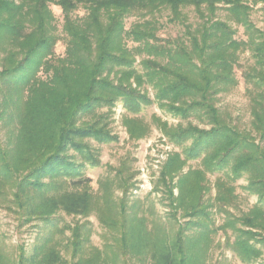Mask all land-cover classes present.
I'll return each mask as SVG.
<instances>
[{
	"label": "trees",
	"instance_id": "16d2710c",
	"mask_svg": "<svg viewBox=\"0 0 264 264\" xmlns=\"http://www.w3.org/2000/svg\"><path fill=\"white\" fill-rule=\"evenodd\" d=\"M51 4L62 9L65 36L56 33ZM259 4L264 13V0H0V126L8 119L14 123L7 144L0 139V199L13 201L26 222L49 220L61 211L88 215L97 202L91 179L69 151L83 153L85 138L101 139L106 132L84 118L119 99L133 109L157 103L180 120L169 125L155 118L185 154L171 153L160 174L177 226L173 235L164 225L150 228L138 214L140 202L131 212L122 204L119 220L103 219L121 233L122 253L149 264H205L211 230L201 222L193 233L194 219L211 221L216 207L227 212L236 197L233 182L246 176V189L258 201L239 217L246 228L235 227L234 247L245 258H257L261 253L252 240H264V28L251 16ZM80 7L86 9L83 16L75 15ZM163 8L182 34L164 37L163 24L146 19ZM134 14L142 20L127 28ZM234 25L243 27L245 37L236 36ZM60 40L65 53L56 56ZM246 51L253 59L243 71L251 85V130L232 123L218 105V95L238 84L235 70ZM125 121L133 138L148 131L141 120ZM191 159H200V166L184 171ZM220 171L225 178H218L214 197L206 198L207 175ZM57 231L54 227L30 257L21 250L17 264H66ZM80 235L76 227L74 254ZM0 264H6L3 253Z\"/></svg>",
	"mask_w": 264,
	"mask_h": 264
},
{
	"label": "rangeland",
	"instance_id": "374dc122",
	"mask_svg": "<svg viewBox=\"0 0 264 264\" xmlns=\"http://www.w3.org/2000/svg\"><path fill=\"white\" fill-rule=\"evenodd\" d=\"M257 5L252 12V20L257 26L264 28V13ZM51 10L55 17L56 33L65 36L63 31L64 14L60 6L51 4ZM186 11L195 21V13L191 7ZM86 13L84 7H80L75 15L83 16ZM220 14L225 15L224 12ZM142 15V14H141ZM169 9L163 8L157 11L154 17L148 15L146 19L158 20L163 28L160 34L164 37H176L182 34L183 27L177 23H171ZM142 16L134 14L126 19V27L141 19ZM238 29L236 36L245 37L242 26L234 25ZM131 44V42H130ZM64 40H60L55 49L56 56L65 53ZM141 58L138 57V61ZM241 66L236 68L238 84L229 91L220 93L218 105L228 111L232 123L240 129L251 130V85L247 84L243 71L253 63L249 51L241 54ZM44 76L42 72L39 73ZM153 96L151 88L148 89ZM156 117L167 121L169 125H177L179 119L159 107L157 103L143 105L139 109L128 108L122 99L115 102L112 108L101 107L93 115L84 119L90 123H96L105 128L103 138L88 137L83 140L84 154L70 149L71 159L80 165V172L90 178L91 190L96 196L97 202L88 215H68L59 212L49 220L35 219L26 222L21 211L13 201L0 199V253L4 254L6 264H17L21 250L25 258L30 257L34 247L52 233L54 227L57 231L54 235L57 249L64 257L66 264H149V259L142 260L137 255L127 252L122 253V238L119 230L114 226H107L104 217L115 215L119 220V211L122 204L131 212L130 207L140 202L139 215H145L148 226L153 223L164 225L170 235L176 230V222L171 215L168 206V196L165 187L161 184V170L169 155L180 152L185 156L183 147L175 145L162 132L155 121ZM126 118H136L147 126L148 131L139 138H133L126 124ZM8 119V118H7ZM187 121H184L186 124ZM194 123H198L194 120ZM9 119L0 126V139L7 144L9 129L13 127ZM4 144V145H5ZM189 144V142H188ZM186 144V146L188 145ZM200 166V159L188 161L184 171L190 167ZM225 172L220 171L208 174L211 192L206 198H212L216 194V182L219 177L225 178ZM248 181L243 176L233 182L235 200L227 206V212L218 207L211 211L209 221L205 217L195 218L192 232L200 229V223L210 227V245L206 252L205 264H264V240H252L253 245L260 250L257 258H245L240 250H236L234 242L237 232L235 227L246 228L238 222L240 216L248 213L258 201V197L246 189ZM106 200H109L107 202ZM112 200V203H111ZM226 207V206H225ZM133 211V210H132ZM185 219H181L184 222ZM117 221V220H116ZM232 222V223H231ZM175 225V226H174ZM76 227H80L81 247L74 254L77 239L73 236ZM261 232V231H260ZM264 234V232L262 231ZM118 253V257L115 254ZM27 264H31L27 262Z\"/></svg>",
	"mask_w": 264,
	"mask_h": 264
}]
</instances>
